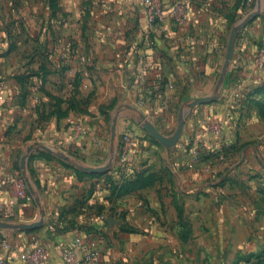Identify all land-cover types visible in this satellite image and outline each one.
Returning a JSON list of instances; mask_svg holds the SVG:
<instances>
[{"label":"rangeland","instance_id":"obj_1","mask_svg":"<svg viewBox=\"0 0 264 264\" xmlns=\"http://www.w3.org/2000/svg\"><path fill=\"white\" fill-rule=\"evenodd\" d=\"M189 16L205 17L200 28L212 29L205 45L222 81L216 98L227 105L219 101L223 110L195 119L190 111L212 102H197L203 93L195 90L184 101L175 95L151 105L153 118L133 121L140 135L118 131L115 107L131 58L143 61L161 25L173 29ZM262 56L264 0H0V153L19 146V167L24 131L52 117L70 116L75 130L77 121L97 125L99 112L100 163L114 154L118 161L117 176L104 183L121 209L108 231L81 227L95 233L106 264H264ZM158 86L149 85L151 95H160ZM127 130L135 155L123 154ZM21 232L0 225V264H14L7 255L16 257ZM26 253L32 249L17 253L21 264Z\"/></svg>","mask_w":264,"mask_h":264},{"label":"crops","instance_id":"obj_2","mask_svg":"<svg viewBox=\"0 0 264 264\" xmlns=\"http://www.w3.org/2000/svg\"><path fill=\"white\" fill-rule=\"evenodd\" d=\"M205 22V17L189 16L183 25L173 29L161 25V30L152 34L155 44L141 50L144 60L137 63L131 58L125 79L126 92L117 97L115 107L118 131L131 128L140 135L141 130L133 121L153 118L151 105L156 106L162 98L171 102L182 96L184 101L195 90L203 93L195 99L207 97L212 101L190 111L195 119L210 118L215 111L223 110L219 101H225L222 97L216 98L220 91L215 90L222 81H215V56L205 45L212 29L209 23L205 31V28H200ZM132 51L135 57L138 51L135 48ZM232 68L233 65L228 71H233ZM123 78L120 77L121 82ZM223 81L222 87L228 86L231 91L233 85L230 82L226 84L225 79ZM153 83H159L160 95H151L149 85ZM211 87L213 90L209 93ZM95 118L97 125L77 121L86 125L88 135L84 137H78L70 116L52 117L42 122L39 128L24 131L21 141L26 139L29 145H26L23 168L21 165L18 167L15 159L19 146L8 151L10 146L7 144L0 153V214L16 223H41L14 237L19 252H26L29 248L33 250V241L38 239L41 246L50 252L47 264H62L60 253L71 243L81 225L88 224L106 231L116 225L115 213L118 215L121 208L114 200L109 202L110 193L104 182L117 176L118 161L114 154L106 164L100 163L106 144L102 138V126L98 125L103 123L104 115L96 112ZM134 146L129 151L130 155L137 153H134ZM140 152L138 155L144 153ZM89 167L105 168L106 171L88 172L86 169ZM17 253H14L16 257H11V253L7 255L9 262L14 259V264H21ZM98 264H106L102 253Z\"/></svg>","mask_w":264,"mask_h":264},{"label":"built area","instance_id":"obj_3","mask_svg":"<svg viewBox=\"0 0 264 264\" xmlns=\"http://www.w3.org/2000/svg\"><path fill=\"white\" fill-rule=\"evenodd\" d=\"M257 67L259 71L264 68V56L260 57ZM78 137L88 135L87 128L81 123L76 125ZM123 154L134 144L132 133L127 130L123 135ZM32 255L28 253L23 254L21 259L25 264H47L50 252L44 249L38 239L33 241ZM62 264H98L101 260V251L99 248V239L94 232L80 227L76 235L73 237L71 243L67 245L60 253Z\"/></svg>","mask_w":264,"mask_h":264},{"label":"water","instance_id":"obj_4","mask_svg":"<svg viewBox=\"0 0 264 264\" xmlns=\"http://www.w3.org/2000/svg\"><path fill=\"white\" fill-rule=\"evenodd\" d=\"M205 100H209L208 98H198L196 101L197 102H201V101H205ZM115 126V122H114V125H113V128ZM149 129V131L153 134V136H155L156 138L162 140V141H168L163 135L159 134L158 132L150 129V128H147ZM25 158L26 156L22 157V160H21V166L22 168L24 167L25 165ZM105 169L104 168H93V167H89L87 168V171H90V172H101V171H104ZM41 223L40 222H33V223H10V222H0V225L6 229H21V230H25V229H33V228H36L40 225Z\"/></svg>","mask_w":264,"mask_h":264},{"label":"trees","instance_id":"obj_5","mask_svg":"<svg viewBox=\"0 0 264 264\" xmlns=\"http://www.w3.org/2000/svg\"><path fill=\"white\" fill-rule=\"evenodd\" d=\"M86 230H88V231H90V229L88 228V227H86V226H83Z\"/></svg>","mask_w":264,"mask_h":264}]
</instances>
